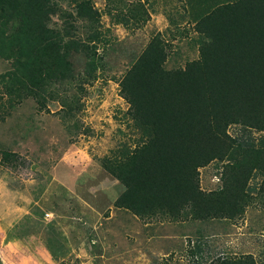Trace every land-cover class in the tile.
Segmentation results:
<instances>
[{
	"label": "trees",
	"instance_id": "obj_1",
	"mask_svg": "<svg viewBox=\"0 0 264 264\" xmlns=\"http://www.w3.org/2000/svg\"><path fill=\"white\" fill-rule=\"evenodd\" d=\"M125 1L106 0L113 9ZM179 1L188 7L168 18L173 28H192L198 58L167 69L165 41L155 38L132 59L120 94L138 137L102 159L125 188L115 208L140 219L198 222L189 264H264L263 247L258 254L227 247L213 255L206 240L215 222L237 224L256 200L264 205V135L252 136L264 131V0ZM119 15L126 28L150 17L143 7ZM101 16L93 0H0V56L11 63L0 75V114L28 100L45 108L63 99L69 119L80 102L70 87L84 93L105 69L100 44L108 48L111 40ZM76 59L83 60L81 71ZM232 127L240 134L231 135ZM3 153L10 160L12 153ZM215 160L229 169L222 188L206 192L200 169ZM6 235L7 243L20 238Z\"/></svg>",
	"mask_w": 264,
	"mask_h": 264
},
{
	"label": "rangeland",
	"instance_id": "obj_2",
	"mask_svg": "<svg viewBox=\"0 0 264 264\" xmlns=\"http://www.w3.org/2000/svg\"><path fill=\"white\" fill-rule=\"evenodd\" d=\"M93 1L111 44H100L106 53L98 79L84 93L70 87L80 99L71 120L63 118V99L45 108L28 100L0 114V264H189V250L199 239L198 222L140 219L116 209L125 188L102 165L104 157L138 137L127 116L130 103L120 94L132 59L155 38L165 41L167 69L198 58L192 28L183 23L173 28L168 18L188 6L179 0H126L113 9L106 0ZM128 7L147 10L146 24H118ZM60 24L54 17L53 27ZM75 62L81 71L83 60ZM10 68L0 56V75ZM64 96L66 91L60 93ZM240 132V127L229 130L233 136ZM263 135L252 132L256 138ZM3 151L12 153L10 160L5 161ZM228 169L219 160L201 168L202 189H221ZM7 231L20 238L7 243ZM206 237L213 255L227 247L258 254L264 250V205L256 200L237 224L215 222Z\"/></svg>",
	"mask_w": 264,
	"mask_h": 264
}]
</instances>
